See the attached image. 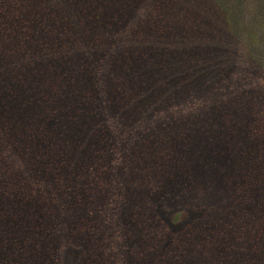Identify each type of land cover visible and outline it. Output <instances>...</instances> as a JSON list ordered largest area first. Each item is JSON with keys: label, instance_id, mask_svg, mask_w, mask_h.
<instances>
[{"label": "rangeland", "instance_id": "374dc122", "mask_svg": "<svg viewBox=\"0 0 264 264\" xmlns=\"http://www.w3.org/2000/svg\"><path fill=\"white\" fill-rule=\"evenodd\" d=\"M34 1L0 0V264H264V0H183L190 28L135 39L150 72L106 52L98 98Z\"/></svg>", "mask_w": 264, "mask_h": 264}, {"label": "trees", "instance_id": "16d2710c", "mask_svg": "<svg viewBox=\"0 0 264 264\" xmlns=\"http://www.w3.org/2000/svg\"><path fill=\"white\" fill-rule=\"evenodd\" d=\"M45 1H47V3H45ZM40 3L43 7L39 12L38 10ZM145 3L149 5L150 13L145 11L143 12V6L145 5ZM172 4L175 5V9L181 8L182 11L180 19L175 20L176 16L180 14L178 13L179 10L176 11L175 17L174 14H172L173 16L171 17V8H168ZM189 5L191 4L185 3V7ZM185 7L183 6V0H35L34 2H30L29 10L32 12H37V14H35L36 18L38 19V21L42 20L43 23L45 21L49 22V17L51 18L52 16L55 17L61 14H64V16H66V20L63 21V23H65L64 25L66 30H63L58 26L57 29H59L60 35L61 33H66L67 35H70V33H72L75 35L74 37L65 36L62 38V40L61 38H58L60 37L59 35L57 37L58 39L55 40L56 42L53 41L54 44L52 46H56L55 50H53L54 57H58V60L60 58H64V60H67L70 63V58L71 60H75L76 62H81V64L79 63L81 65V68L77 62L78 68L81 72L85 71L86 75L81 80H85L84 83L95 84L96 88L92 91L96 93L98 89V98L100 92H103L105 90L103 88V85L107 86V79L112 75V71L109 70L111 62L107 58L106 52L114 50V48H117L118 45H123L125 49L133 48L134 50H132V55H128L132 56V58L130 59V61L132 62L130 63L131 66H128L127 72L130 73L131 68L136 69L135 71H139L140 68H148L150 72V67L153 64L151 62V58L145 55L147 49L143 45H140L137 41H135V39L139 38L146 31H149L152 26L153 28L156 27L160 29V31H162L163 29H167V26L171 27L173 32L181 33V31L183 32V30L186 31V28H190L186 22L193 19V16L188 13V11H185L188 10L185 9ZM139 8H141L142 15L140 17H138L137 15L133 20H131L130 18L133 16L134 12L138 14ZM160 12L168 13L164 22H159L156 20V13L157 17L166 16L164 14H159ZM190 12L195 15V10ZM127 23L129 24L127 25ZM39 26V23L35 21L32 28L37 29L39 28ZM67 29L69 30V33H67ZM127 40H129V42L131 41L132 45H125V41ZM133 42L135 44H133ZM83 43H85V45L89 47L88 49L91 48L92 50H98L99 48H102V50H104V57H106V59H104L107 60V63L103 64L102 62L96 60V65L98 66L97 67L96 65H94L93 61L90 62L89 60H87L94 57V55L92 52L80 50ZM69 45L71 46L68 48V50L65 49L64 55L59 52L60 49L65 48V46L67 48V46ZM162 46H164V48L162 49L166 51V45L164 44ZM162 49L160 48L161 52H163ZM172 49L176 50V47H173ZM188 49L189 48L186 46L183 47V56H185L184 54H186ZM81 54L84 57L85 61L82 59L77 60V57L81 58L79 56ZM181 54L182 53L180 52V50L178 53L176 50V52L171 55V58L175 60L179 58L178 56H180ZM165 57H167V53L165 54ZM167 58H170V56H168ZM121 61L122 60H120V62L118 63L113 64V69H116L115 67L119 66ZM74 64L75 63H71L72 66ZM88 67H90V71H88ZM170 70L172 71V75H170L169 77H173L177 70L176 68ZM124 72H126V70ZM36 73H38L37 70ZM63 79H67L65 75L63 76ZM180 79L181 80L179 83H176V78L174 82L175 85H177V88L180 89L182 87L181 90H183V81L188 82V78L185 79L183 78V76H181ZM23 83H27V81ZM170 84L173 85L174 83L172 82ZM141 92L142 91L140 90V93ZM18 94H20V92H18ZM93 98L96 99V96L94 95ZM26 116L28 117V115ZM189 126L191 127L192 125ZM34 261V264H41V259H38V257H35V259H33L31 262Z\"/></svg>", "mask_w": 264, "mask_h": 264}]
</instances>
